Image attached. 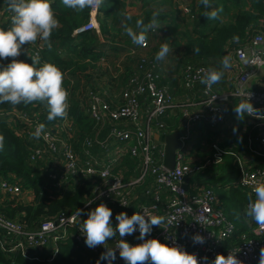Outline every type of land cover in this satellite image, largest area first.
Here are the masks:
<instances>
[{
	"label": "built area",
	"instance_id": "1",
	"mask_svg": "<svg viewBox=\"0 0 264 264\" xmlns=\"http://www.w3.org/2000/svg\"><path fill=\"white\" fill-rule=\"evenodd\" d=\"M49 2L52 6L55 0ZM174 6L182 16H187L190 20L194 18L187 2L174 0ZM99 9L100 7L88 9L87 21L72 32V37L87 32L101 37ZM12 15L8 8L0 6V29H3L4 24H12ZM155 30L150 29L148 34L153 35ZM146 44L147 46H138L137 49L146 51L150 45L148 39ZM23 49L27 51L29 58L38 56L40 59L47 45L38 39L34 44H25ZM136 54V50L130 52L131 56ZM225 56L230 57L231 67H222L226 79V88L222 91L215 90L214 85L209 89L200 83L207 69L189 66L183 70L181 86L188 95L176 100L171 90L158 85V75L154 71L156 65L153 69L146 66L141 78L134 75L130 79L129 86L122 93L123 104L114 110L91 87L78 86L75 90L76 81L70 78L69 85H63L68 92L69 105L65 118H59L52 125H45L14 109L6 112V116L11 123L22 124L18 134L33 142L29 161L32 164L49 163L51 169L46 181L48 192L61 196L72 194L85 180L92 179V182H95L93 179L96 178L99 183L81 209L90 211L101 203L105 204L113 213L111 222L114 228L118 223L115 219L118 213L125 212L131 216L133 213L143 214V210H147L153 215L171 220V224L161 225V228L153 226L146 239L155 238L170 246L180 247L194 254L200 264H205L204 257L208 258L210 264L217 254L227 256L229 252L237 253V258L243 261V264H258L259 250L264 247V226L257 225L247 218L246 201L241 210V222L245 228L240 231L227 218L216 189L224 192L238 190L245 197L252 195L255 198L253 187L264 182V30L257 27L244 41H229L223 48L221 60ZM137 57L141 59L142 64L150 63V57L145 53L138 54ZM100 63L107 65L102 57ZM42 64L43 62H40L37 67ZM71 92L76 95L82 93L77 98L85 109L84 116L93 120L96 125L108 121L112 126L105 140H86L84 151L88 157L82 162L77 160L71 147L74 138V119L70 112ZM248 96L256 113L243 117L242 133L245 143L242 149H235L233 145L222 147L218 140H213V137L206 139L205 132L204 135L200 133V127L214 131L225 126L230 117V100L234 99L239 104ZM141 106H146L144 121L141 117ZM173 117L175 119L171 123ZM40 125L44 127L37 138L35 133ZM179 128L182 129L180 149L176 152L174 169L169 170L163 165L165 145H154L153 136L170 134ZM93 144L101 149L104 158L91 155ZM112 150L116 155H112ZM225 156L232 159L236 171L234 180L218 186L210 185L206 181H194L195 177L201 178L206 175V171L223 164ZM132 158L137 162L138 175L125 181L121 170L117 169L125 159ZM149 178L153 180V203L141 205L132 212L130 206L136 199L132 197V192L145 184ZM24 195L28 196L29 193L22 190L15 180L0 177V204L24 203ZM11 198L16 199L10 201ZM31 202H34V196ZM77 212L72 215L60 214L54 220L42 223L35 231H29L18 220L8 219L0 214V248L8 252L21 250L29 261H40L39 257L30 258L26 254L28 246L44 248L49 243L67 239L73 230V240L89 252L84 264H108L107 260H100L101 254L106 251L104 246H86L85 237L80 231V223L84 217H78ZM196 234L205 237L206 242L194 244L192 238ZM6 236L12 238L8 249L3 242ZM138 237L137 230L122 239L136 245L142 243ZM119 239L121 238L117 234V237L109 240L105 246L114 248ZM57 252L56 249L54 255ZM52 260L53 258L46 259L48 263ZM112 264H126L120 258L118 250Z\"/></svg>",
	"mask_w": 264,
	"mask_h": 264
},
{
	"label": "trees",
	"instance_id": "2",
	"mask_svg": "<svg viewBox=\"0 0 264 264\" xmlns=\"http://www.w3.org/2000/svg\"><path fill=\"white\" fill-rule=\"evenodd\" d=\"M116 2L117 0H105L104 4H102L101 11L108 14L115 8ZM1 5L8 8L6 0H0V6ZM189 5L194 16L191 28H186L179 34V39L173 42L175 46H180L182 49L176 65L174 63L172 67L170 66V70L166 74H163L164 77L160 79L158 74L160 71L158 65L161 66L160 60H156L155 57L161 44L167 43L168 41L163 38L159 40V42L162 43L157 44L156 47L150 51L152 53L148 52L150 63L142 64L141 59L136 56L130 58V68L124 64L115 68L116 71L120 70L121 66L126 68L124 69V73L120 75L123 76L121 79L124 78L122 86H116L117 93L120 94L119 100L117 102H111L107 100L106 97L100 95L112 110L123 104L122 93L129 86L130 79L134 75L141 78L143 76V69H145L146 66L148 69H153L156 65L154 71L158 75L157 83L160 87H167L169 89V86H179L178 82L180 86H182L183 70L186 67H203L207 70L215 69L219 72V68L222 67L221 54L223 48L229 41L242 42L251 34L252 30L257 27L264 30V0H210V7L208 8H205L200 0H196V3L193 2V4L189 1ZM51 7L55 18L59 21V26L53 30L50 41L46 43L47 49L42 51L40 62L55 64L61 71L71 68L68 73L71 79L77 81L80 78V75L76 73L79 67H74L75 62L73 59H84L86 57L96 59L99 55L96 52L99 47L96 34L87 32L77 37H72V32L87 21L88 9H85L83 12H76L65 7L62 0H55ZM218 9H222V11L219 12L217 19L210 20L204 16L205 12ZM184 17L190 20L189 17ZM150 19L151 17H147L144 20L145 23H148ZM11 26L12 24L10 23L4 24L3 29L8 30ZM105 28L106 27L103 25L101 30L104 31ZM154 28L156 29L154 34H156L157 27ZM178 47L173 48H176L175 51H177ZM23 48L24 46H22L20 57H16V59L20 58L22 61L25 60L27 63H32L27 55V51ZM196 49H199V52H197ZM58 51L68 53L71 56H69V59L65 60L62 58L63 56L57 54ZM11 59L12 58L0 60V65L6 66L11 62ZM140 66H142V69H140ZM172 71H175L177 75H172ZM120 76H116V78L118 79ZM171 77H173L174 80ZM63 85H69V81H65V76ZM89 87L96 92L94 86ZM77 88L78 86L75 87V90ZM79 95H82V93L80 92L76 95L75 92H71L72 107L70 112L74 119V138L71 142V147L77 160L82 162L86 161V157H88L87 153L84 151L86 140H91L92 142L97 138L99 141H103L106 139L107 132L112 126L111 122L108 121L96 125L93 120L84 116V111H82L80 104L81 101L77 98ZM143 99L144 97L141 98V100ZM145 108L146 106H141V117L143 121L146 119ZM13 109L18 112L26 113L29 118L37 119L45 125L56 123L59 117L49 121L47 119V106L41 102L16 106L9 103H0V135L4 137V147L0 150V177L10 181L15 180L22 190L31 191L34 195V202L30 204L23 202H19L18 204L14 202L1 203L0 214H3L8 219L18 220L25 225L26 229L29 231H35L42 223L52 221L60 214L72 215L76 213L92 196L93 189L99 182L96 178L93 179L95 182H92V179L85 180L72 194L65 196L52 194V196L46 187V181H48L47 176L51 169L50 165L49 163L40 162L32 164L29 161L30 149H32L33 142L27 137H22L18 134V131L23 127L22 124L11 123L9 121L6 112ZM165 121L167 122L166 119ZM244 140L245 136L241 141L243 142ZM97 150H99V147L93 144L90 149L91 155L100 157V155L96 154ZM223 165L224 164H221L219 167ZM230 165L231 167L233 166L232 162ZM136 167L137 162L134 161L133 158L131 160L125 159L121 164V169L118 168L117 170H121L122 177L127 181L130 177H136L138 175ZM213 170L214 168L206 171V174H214ZM232 170L236 178L235 168L232 167ZM231 175L232 174L226 175L225 173V177L222 179L223 181H220L222 183L226 180L232 181L229 178ZM210 181L211 183H215L214 179ZM152 183V178H149L145 184L138 186V188L132 192V197L136 198L132 201L130 206L132 212L136 211L141 205L153 203ZM216 191L220 202H222L224 206L229 221L236 226L239 225L236 213H239L241 208L243 209L244 203L248 201V197H245L238 190L219 192L216 189ZM87 212L88 211H84L82 217L87 218V215L85 217ZM239 218V221H242L241 212ZM81 224L82 222L80 225ZM0 237H2V233ZM11 241L12 238L10 236L4 238L3 242L7 249L10 248ZM56 249L58 252L54 255ZM22 252L24 251L13 250L8 252L0 248V264H84V261L89 255L88 250L85 251L73 240V230H71L67 239L60 240L57 243H49L44 248L37 249L28 246L25 250L26 254L30 258L37 256L40 258V261H29ZM50 258H53V260L51 263H48L46 259Z\"/></svg>",
	"mask_w": 264,
	"mask_h": 264
},
{
	"label": "clouds",
	"instance_id": "3",
	"mask_svg": "<svg viewBox=\"0 0 264 264\" xmlns=\"http://www.w3.org/2000/svg\"><path fill=\"white\" fill-rule=\"evenodd\" d=\"M104 2L105 0H62L65 7L76 12H83L85 9H98ZM200 2L205 8L210 7V0H200ZM6 3L9 11L13 13L12 26L8 30L0 29V60L12 59L6 66L0 65V103L16 106L41 102L47 106L49 121L58 117L65 118L69 107L68 92L63 87L64 75L61 69L52 63H43L42 66L37 67L40 64L38 56L30 57L32 63L16 59L20 56L22 46L25 44H34L38 39L48 43L53 30L59 26V21L55 18L49 0H6ZM220 11L222 9L205 12L204 16L214 20L218 18ZM158 15V12H154L148 23H145L143 18L137 19L134 28L128 24L123 25L132 44L141 47L147 46L146 33L154 27H159ZM170 51L167 43L161 44L156 53V60L165 59ZM196 51L199 52V49ZM221 65L224 69L230 68V57L225 56ZM222 76L223 72L209 69L200 79V83L210 89L221 80ZM234 111L238 118L256 113L249 96L237 104ZM43 127L40 125L37 128L35 133L37 138H39ZM3 147L4 137L0 135V150ZM252 191L255 198L252 195L248 197L245 215L255 224L264 226V182L257 183ZM76 215L81 217L84 215V211L80 209ZM112 215L111 209L101 203L88 211L87 218L82 220L80 231L85 237L86 246L89 248L104 246L106 248V251L101 254L100 260H107L108 264H112L118 250L120 258L126 264H149V262L150 264H200L194 254H190L180 247L170 246L155 238L146 239L153 226L161 228V225L171 224V220L153 215L147 210H143V214L133 213L131 216L120 212L115 216L118 223L114 228L111 222ZM137 230L139 231L138 239L142 243L131 245L122 239ZM117 234L121 239L118 240L116 246L114 248L106 247L107 242L115 239ZM192 239L194 244L206 242L205 237L200 234L194 235ZM236 254L233 252H229L227 256L217 254L210 264H243ZM203 260L205 264H209L207 257H204ZM258 264H264V247L259 250Z\"/></svg>",
	"mask_w": 264,
	"mask_h": 264
},
{
	"label": "crops",
	"instance_id": "4",
	"mask_svg": "<svg viewBox=\"0 0 264 264\" xmlns=\"http://www.w3.org/2000/svg\"><path fill=\"white\" fill-rule=\"evenodd\" d=\"M165 3H167L169 6L171 4L174 5V0L172 1L171 0H117L115 4V8L112 11H110L108 14L101 11L102 8L101 5L99 9L98 21L101 29L103 25L106 28L104 31L101 30L102 31L101 37L97 35L99 41V47L96 50V52L99 55L96 59H91L90 57H86L84 59H77V58L73 59L75 62L74 64L75 66L74 65L73 66L79 67V70L76 73L81 76V78H79L74 85L94 86L95 91L99 95L106 97L107 100L111 102H117L120 98V94L117 93L116 86H122L124 82V78L121 79V77L123 76L120 75L124 73V69L126 68H123L121 66L120 70L117 71L115 68L119 67V65L121 64L122 65L124 64L128 66V68H130L131 67V65H129L130 58L136 57L138 54H142L146 52L144 50L137 49L138 46L132 44L130 38L126 35L124 31L123 25L128 24L130 27L134 28L135 21L137 19L143 18L145 20L147 17H151L154 12H159V15L157 16V20L164 19L165 17L164 13L167 10H164L163 8L165 6H161V5ZM129 17H131V19H129ZM154 35L156 34L150 35L148 34V32L146 33L149 44L151 43L150 42L152 39L151 36ZM132 50H136L137 54L131 56L130 52ZM60 55L63 56L62 58H64L65 60L69 59V56H71L70 54L65 52H62ZM101 57L105 59L107 65L100 63ZM172 59H173L172 55L171 56L167 55L165 59L160 60L161 66L158 65V68H160V71L158 73L160 79L164 77L163 74H166L170 70V66H171L170 63ZM70 69L71 68L62 70L63 75H65V81H69L71 78V76L68 73ZM219 72H223L222 67L219 68ZM116 76L117 77L120 76V77L117 79ZM171 78L174 80L173 77ZM178 85L179 86H169V89L173 93L175 99L180 100L186 98V96L188 95L187 92L182 90L179 82ZM214 88L217 91L225 90L226 79H224V72L221 80L218 83L214 84ZM230 101H231L229 104L230 117L227 124L225 126H221L217 129H214V131L209 130L213 132V134H211L209 137H213L216 138L218 141H221L220 144L222 145V147H229L230 145H233L235 149H242L245 143V140L243 142L241 141L242 138H244V134L242 133V125L244 118H238L237 114L236 117L233 116V113L231 112L230 109V105L234 104L236 106L237 103L236 100L234 99H231ZM170 122L171 123L173 122L172 118ZM201 128L202 127H200V129ZM218 131L220 133L216 134ZM96 153H100V157L104 158V154H102L100 148L99 150L96 151ZM112 155L113 156L116 155L114 154L113 150H112ZM202 179L205 180L206 175H203ZM218 185L221 184H216L214 186H218ZM218 191L220 192V190ZM27 193H29V195L28 196L24 195L25 198L24 203L30 204L32 203L31 200L33 199L34 195L31 191H27ZM30 195H31V199H30ZM84 219L86 218H83V220ZM239 223L240 226H242L243 228L244 224L241 221Z\"/></svg>",
	"mask_w": 264,
	"mask_h": 264
},
{
	"label": "rangeland",
	"instance_id": "5",
	"mask_svg": "<svg viewBox=\"0 0 264 264\" xmlns=\"http://www.w3.org/2000/svg\"><path fill=\"white\" fill-rule=\"evenodd\" d=\"M183 1L184 2H187L188 4H189V1L192 4H193V2L196 3V0H183ZM156 6H157V4H156ZM161 6H165L163 9L164 10H167L164 13V16L166 17V19L164 17V19L158 20L159 27H157V33H156V35L151 36L152 37V39L150 41L151 43H150L149 48L146 50L145 53L147 55H148V52L149 53H152L150 51L154 47H156L157 44L160 43L159 42L160 39H163V38L164 39H167L168 40L167 41V44L169 45V47L171 49V51L169 52L168 56H171V55L173 56V59H172V61L170 63L171 64V67H172V65L174 63L176 65V63L178 62V57L180 56V54L182 52V49L180 48V46L179 47L178 46H175L173 42H175V41H177L179 39V37H180L179 34L181 32H183L186 28L187 29L191 28V24L193 23V19L192 20H189L186 17L182 16L179 13L178 9H176V6H174L172 4L169 6L167 3H165V4L161 5ZM0 20H1V18H0ZM126 21H128V20H126ZM173 47H178L177 51H175L176 48H173ZM172 73H173L172 75H177L175 73V71L174 72L172 71ZM234 108H235V105L234 104L230 105L231 112L233 113V116L236 117V113L234 111ZM83 110H84V108H82V111ZM174 119H175V117L172 118V120H174ZM199 131H200V133L202 135H204V132H205V135H206L205 138L206 139H208L209 136L211 134H213V132H211V131H209V130H207L205 128H201ZM219 133L220 132L218 131L216 134H219ZM213 140H217V139L216 138H213ZM219 142H221V141H219ZM96 154L97 155H100V153H96ZM99 158H101V157H99ZM230 163H231V158L229 156H226V157H224V163H223L224 165L222 166L223 170H222L221 167L218 166V167L214 168V170H213L214 171V174H212V175L206 174V179L205 180L201 179L202 177L201 178L195 177L194 178V181L199 182V183L202 182V181H206L210 185H212V184L213 185H215V184H223L221 181H223L222 179L225 177V173H226V175L232 174L229 178H230V180H234L235 173L233 172ZM211 179H214L215 183H212L211 184V181H210ZM225 182H231V181L226 180V181H224V183ZM50 194L52 195L54 193H50ZM15 199L16 198H11L10 201H15ZM241 209L239 210L240 212H241ZM240 212L239 213L238 212L236 213L237 222H240L239 221L240 220V218H239ZM86 215L87 214H85V217H86ZM237 227L240 229V231L245 228V227L242 228V226H240V223H239V225H237Z\"/></svg>",
	"mask_w": 264,
	"mask_h": 264
},
{
	"label": "water",
	"instance_id": "6",
	"mask_svg": "<svg viewBox=\"0 0 264 264\" xmlns=\"http://www.w3.org/2000/svg\"><path fill=\"white\" fill-rule=\"evenodd\" d=\"M184 124V123H183ZM182 129H178L170 134H155L153 136V144H164V160L163 165L169 170H173L176 163V152L180 149V137Z\"/></svg>",
	"mask_w": 264,
	"mask_h": 264
}]
</instances>
